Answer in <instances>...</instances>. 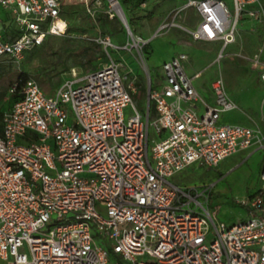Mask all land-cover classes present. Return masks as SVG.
<instances>
[{
  "label": "built area",
  "instance_id": "1",
  "mask_svg": "<svg viewBox=\"0 0 264 264\" xmlns=\"http://www.w3.org/2000/svg\"><path fill=\"white\" fill-rule=\"evenodd\" d=\"M186 9L199 15L192 37L223 48L235 41L242 18H262L259 0H185L179 11ZM61 11V0H0V64H20L48 35L65 34ZM98 42L107 63L73 68L54 94L32 76L7 89L13 100L0 133V258L9 264H264V162L260 188L241 201L249 217L229 225L209 207L212 186L171 180L191 165L215 167L239 151L264 149L260 128L222 120L239 107L224 78L211 82L208 102L193 81L199 72L186 70L187 52L165 60L156 83L144 66V116L132 97L135 79L126 82L110 52L125 47L109 35ZM138 42L148 40L138 36ZM263 52L264 44L256 57L264 82Z\"/></svg>",
  "mask_w": 264,
  "mask_h": 264
},
{
  "label": "rangeland",
  "instance_id": "2",
  "mask_svg": "<svg viewBox=\"0 0 264 264\" xmlns=\"http://www.w3.org/2000/svg\"><path fill=\"white\" fill-rule=\"evenodd\" d=\"M61 1L69 30L67 28L65 34L49 35L47 44L26 50L20 64L11 61L1 63L0 91H6L24 72L34 77L46 94H54L57 86L71 75L73 68L78 72L92 69L88 63H74L79 60L78 54L87 41L98 42L100 36L109 35L115 45L125 47L119 50L111 47L110 52L113 59L122 63L121 72L126 75V82L135 79L137 91L132 97L144 116L148 112L144 66L149 67L156 83L162 74L164 61L184 51L190 57L187 72L200 74L193 81L204 101H211V82L219 75L224 78L239 107L223 113L222 120L251 125L264 132V82L260 78V66L256 64V57L264 44V0H259L262 18H242L235 41L225 48L221 42L192 37L190 30L197 26L199 15L193 9L179 11L185 0H146L137 10L131 8L133 0H119L131 32L118 16V19H112L116 12L110 0ZM226 1L232 5V0ZM148 13L151 14L149 17L146 16ZM138 36L148 42L133 44ZM260 57L264 58V52ZM108 60V57L101 59L98 54V67ZM8 103L7 98L1 99L0 109ZM125 112L127 117L130 107ZM149 112L151 117L155 116L151 110ZM70 117H74L72 110ZM263 162L264 149L244 150L225 158L215 167L191 165L177 172L171 180L183 187L212 186L209 207L216 210L218 222L229 225L249 217V207L241 201L260 188ZM0 264H9V261L0 258Z\"/></svg>",
  "mask_w": 264,
  "mask_h": 264
},
{
  "label": "trees",
  "instance_id": "3",
  "mask_svg": "<svg viewBox=\"0 0 264 264\" xmlns=\"http://www.w3.org/2000/svg\"><path fill=\"white\" fill-rule=\"evenodd\" d=\"M145 1L146 0H133L132 1V4H131L132 10L139 9L140 6H141V4L143 2H145ZM61 13H62V16L64 17L63 10L61 11ZM150 15L151 14L148 13L146 16L149 17ZM105 19H106V17H105ZM112 19H118L117 15H114L112 17ZM68 30H69V28H68ZM48 36L46 37L43 45L44 44H47V42H48V39H47ZM98 54L101 55V59L107 58V54L102 49V45L100 43L94 41V40H89V41H87V45L86 46H83V49L81 50V52H79V54H78L80 56L79 60L74 61V63L75 64H81V65H85L86 63H88V64L91 65L92 69H96V68H98V61H97ZM27 76H30V75H28L27 73H24L23 72V74L19 77V79L24 80ZM6 92H7V90L6 91H0V100L3 99L4 97L6 98ZM12 100H13V98L12 99L11 98L10 99H7V102H9V103L7 104L6 107H8L10 105V103H11ZM5 108H1L0 109V133L2 131V116H3V112H4V109ZM150 110H151V112H153L154 114H156L155 106L152 103L150 105Z\"/></svg>",
  "mask_w": 264,
  "mask_h": 264
},
{
  "label": "bare ground",
  "instance_id": "4",
  "mask_svg": "<svg viewBox=\"0 0 264 264\" xmlns=\"http://www.w3.org/2000/svg\"><path fill=\"white\" fill-rule=\"evenodd\" d=\"M110 2L112 3L114 9L117 10V12H120L121 14L124 13V10L122 9L120 5L119 0H110ZM133 44H138V40L137 41L135 40Z\"/></svg>",
  "mask_w": 264,
  "mask_h": 264
},
{
  "label": "water",
  "instance_id": "5",
  "mask_svg": "<svg viewBox=\"0 0 264 264\" xmlns=\"http://www.w3.org/2000/svg\"><path fill=\"white\" fill-rule=\"evenodd\" d=\"M115 14H113V15H117L121 20H122V22L124 23V25H125V27L127 28V30L128 31H131V29H130V26H129V23H128V20H127V18H126V15L123 13V14H121L120 12H117V10H115Z\"/></svg>",
  "mask_w": 264,
  "mask_h": 264
},
{
  "label": "crops",
  "instance_id": "6",
  "mask_svg": "<svg viewBox=\"0 0 264 264\" xmlns=\"http://www.w3.org/2000/svg\"><path fill=\"white\" fill-rule=\"evenodd\" d=\"M263 60H264V58H263ZM225 114V113H224ZM235 123H238V122H235Z\"/></svg>",
  "mask_w": 264,
  "mask_h": 264
}]
</instances>
